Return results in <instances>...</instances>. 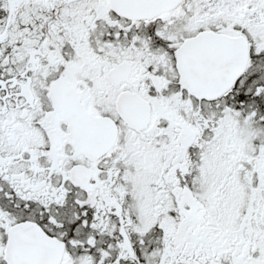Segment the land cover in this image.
<instances>
[{
    "label": "snow or ice",
    "instance_id": "obj_1",
    "mask_svg": "<svg viewBox=\"0 0 264 264\" xmlns=\"http://www.w3.org/2000/svg\"><path fill=\"white\" fill-rule=\"evenodd\" d=\"M0 264H264V0H0Z\"/></svg>",
    "mask_w": 264,
    "mask_h": 264
}]
</instances>
